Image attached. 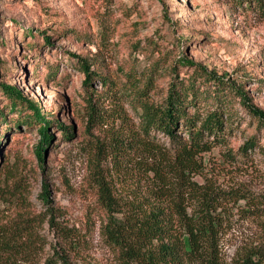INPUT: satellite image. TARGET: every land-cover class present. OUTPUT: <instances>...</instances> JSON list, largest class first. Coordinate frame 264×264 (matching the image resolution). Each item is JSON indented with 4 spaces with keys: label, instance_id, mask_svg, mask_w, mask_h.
I'll return each mask as SVG.
<instances>
[{
    "label": "rangeland",
    "instance_id": "obj_1",
    "mask_svg": "<svg viewBox=\"0 0 264 264\" xmlns=\"http://www.w3.org/2000/svg\"><path fill=\"white\" fill-rule=\"evenodd\" d=\"M45 33L50 42L43 44ZM27 41H33L34 49ZM154 42L169 57L188 56L218 74L238 76L264 109V16L250 10L248 0H0V60L7 66L0 69V83L16 86L45 114L52 111L61 124L71 126L69 137L59 127H48L52 140L42 163L35 155L38 126L11 124L1 139L0 188L7 181V166L22 177L17 191L0 196V225L19 213L35 217L30 223L36 253L28 264H42L55 254L69 264H114L101 234L107 212L99 202V181L111 186L118 202L137 201L150 187V176L134 152L112 157L111 139L140 130L132 95L120 93L128 78L142 79L163 57L151 46ZM93 54L102 57L114 81L107 87L93 79L95 92L86 89L75 65V56ZM153 76L158 95L168 76ZM109 91L116 93L112 100L100 94ZM88 94L104 110L98 118H90ZM235 111L223 141L201 154L202 166L193 175L213 193L225 259L264 243V130L255 146L241 151L256 131L243 107ZM153 134L169 145L167 136ZM55 221L73 228L79 245L69 247Z\"/></svg>",
    "mask_w": 264,
    "mask_h": 264
},
{
    "label": "trees",
    "instance_id": "obj_2",
    "mask_svg": "<svg viewBox=\"0 0 264 264\" xmlns=\"http://www.w3.org/2000/svg\"><path fill=\"white\" fill-rule=\"evenodd\" d=\"M248 1L250 10L264 16L263 0ZM183 40L187 39L181 40L187 46ZM49 42L50 36L45 33L43 44ZM27 43L34 49L33 41ZM150 44L163 57L153 61L151 72L142 79L128 78L129 84H124L120 93L132 95L128 99L138 113L140 130L111 139L112 157L134 152V160L150 176V187L137 201L118 202L111 186L102 178L99 181V202L107 212L101 234L113 252L114 264H263L264 243L229 259L222 256L213 193L208 194L193 175L202 166L201 154L223 141L236 106L243 107L256 131L240 147L244 152L255 146L258 132L264 130V109L253 102L238 76L218 74L188 56L169 57L157 42ZM75 57L87 90L95 92L91 89L93 79L107 87L114 82L104 71L101 56ZM5 67L0 60V69L4 71ZM181 67H186L183 75L179 73ZM157 72L168 76L158 95L153 93V74ZM100 94L112 100L116 93ZM0 95V145L2 137L19 123L38 126L40 140L35 155L42 163L52 140L50 125L59 127L65 137L71 135V126L61 124L52 111L46 113L51 118H46L39 103L16 86L0 83ZM92 97L88 94L89 115L98 118L104 110L90 102L96 100ZM12 113L16 115L9 119ZM155 132L167 136L169 145L156 141ZM5 172L7 181L0 188L3 198L17 191L22 177L12 166H7ZM33 218L19 213L0 225V264H28L32 260L36 253L35 231L30 223ZM55 227L69 247L79 245V235L73 228L60 221H55ZM56 256L42 264H69L65 257L56 260Z\"/></svg>",
    "mask_w": 264,
    "mask_h": 264
}]
</instances>
